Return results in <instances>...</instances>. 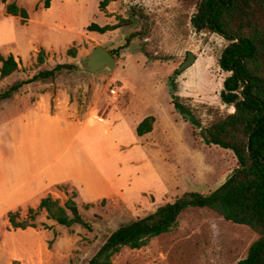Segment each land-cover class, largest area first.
<instances>
[{"label": "rangeland", "instance_id": "obj_1", "mask_svg": "<svg viewBox=\"0 0 264 264\" xmlns=\"http://www.w3.org/2000/svg\"><path fill=\"white\" fill-rule=\"evenodd\" d=\"M8 1L24 8L28 18L20 24L18 16L6 14L0 0V54L12 53L19 61L17 70L0 78V92L57 63H71L73 68L47 81L24 84L1 100L0 127L7 128L9 107L22 110L37 100L79 119L113 112L123 118V145L132 161L123 170L130 174V187L104 201L75 197L91 230L59 225L47 219L44 211L35 217L36 228L9 229L7 218L0 215V264H85L120 224L142 217L186 191L209 193L225 181L236 166L233 152L194 136L192 131L197 128L176 111L169 94L175 85L180 100L202 126L234 110L219 97L223 73L218 59L228 41L208 30L192 28L190 18L197 0H116L108 4L106 12L99 10V0H51L49 8L43 7V0ZM116 16L123 21L114 30L100 34L86 29L91 23L115 24ZM131 33L137 35L124 46ZM96 45L106 46L114 55L112 72L81 70ZM41 47L45 61L38 64ZM69 47L76 50L74 57L67 54ZM189 51L195 62L179 72ZM10 113H14L12 108ZM148 115L156 116L158 122L149 136L141 138L131 129ZM0 148H6L1 138ZM73 189L67 185L68 192ZM58 193L52 196L63 203L67 195L60 189ZM19 213L24 218L27 209ZM256 238L246 225L225 220L208 208L190 207L172 230L151 238L141 248H122L112 264H235Z\"/></svg>", "mask_w": 264, "mask_h": 264}, {"label": "trees", "instance_id": "obj_2", "mask_svg": "<svg viewBox=\"0 0 264 264\" xmlns=\"http://www.w3.org/2000/svg\"><path fill=\"white\" fill-rule=\"evenodd\" d=\"M6 14L19 17L20 24L27 22V11L14 1L1 0ZM51 0H43L49 8ZM99 0L98 8L106 12L110 2ZM115 24H89L86 29L103 34L121 26L123 19L117 17ZM192 28L201 32L208 30L228 41L218 59L221 78L220 99L234 108L233 112L202 126L193 110L185 105L172 85L169 94L176 111L194 128L192 134L199 135L205 144L217 145L233 152L236 166L225 181L209 193L186 191L171 202H166L142 217L122 223L112 230L104 242L85 264H112L115 254L122 248L138 249L149 240L172 230L183 211L190 207L208 208L225 220L248 226L257 234L245 257L235 264H264V0H197L195 12L190 18ZM136 33L126 39L127 46ZM74 47L67 54L74 57ZM36 61L43 64L45 51L41 47ZM0 78L17 70L19 61L10 53L0 54ZM71 63H57L52 68L41 69L28 79L15 81L0 92V101L9 98L24 84L53 79L64 70H71ZM174 73H178L175 70ZM155 117L145 116L135 127L142 136L152 130ZM66 195L61 203L51 194L42 197L36 207H28L24 218L19 210L8 211L9 229L36 228L35 217L44 211L45 217L64 227L79 225L91 230L78 210L76 192H68L67 185H57ZM104 201V199H102ZM91 206L90 203L85 204ZM46 229L48 226L42 224Z\"/></svg>", "mask_w": 264, "mask_h": 264}, {"label": "crops", "instance_id": "obj_3", "mask_svg": "<svg viewBox=\"0 0 264 264\" xmlns=\"http://www.w3.org/2000/svg\"><path fill=\"white\" fill-rule=\"evenodd\" d=\"M7 110V128L0 127L6 143L0 148L1 216L36 207L47 194L58 195L57 185L72 186L76 197L89 202L130 187V174L123 171L130 160L123 145L122 117L110 112L79 119L39 100L22 110ZM154 117L152 130L141 138L155 130ZM142 119L132 127L133 133Z\"/></svg>", "mask_w": 264, "mask_h": 264}, {"label": "water", "instance_id": "obj_4", "mask_svg": "<svg viewBox=\"0 0 264 264\" xmlns=\"http://www.w3.org/2000/svg\"><path fill=\"white\" fill-rule=\"evenodd\" d=\"M195 56L192 52L187 53L186 59L177 68L179 72H182L195 62ZM115 57L107 49L106 46L96 45L92 51L86 55L81 64V70L89 74H97L100 72H112L115 68ZM156 209V208H155Z\"/></svg>", "mask_w": 264, "mask_h": 264}, {"label": "built area", "instance_id": "obj_5", "mask_svg": "<svg viewBox=\"0 0 264 264\" xmlns=\"http://www.w3.org/2000/svg\"><path fill=\"white\" fill-rule=\"evenodd\" d=\"M111 92H112V94H115V89L112 88V89H111Z\"/></svg>", "mask_w": 264, "mask_h": 264}, {"label": "flooded vegetation", "instance_id": "obj_6", "mask_svg": "<svg viewBox=\"0 0 264 264\" xmlns=\"http://www.w3.org/2000/svg\"><path fill=\"white\" fill-rule=\"evenodd\" d=\"M221 37H222V36H221ZM187 53H188V52H187ZM186 57H187V55H186ZM185 59H186V58H185ZM185 59H184V60H185ZM232 107H233V106H232ZM233 109H234V108H233ZM233 111H234V110H233ZM233 111H232V112H233Z\"/></svg>", "mask_w": 264, "mask_h": 264}]
</instances>
